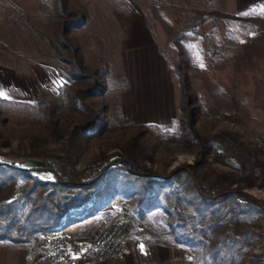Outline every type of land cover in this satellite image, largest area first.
Masks as SVG:
<instances>
[{
	"label": "rangeland",
	"instance_id": "374dc122",
	"mask_svg": "<svg viewBox=\"0 0 264 264\" xmlns=\"http://www.w3.org/2000/svg\"><path fill=\"white\" fill-rule=\"evenodd\" d=\"M90 111L97 122L77 136L79 168L131 150L168 176L197 159L204 194L228 187L264 202V2L240 10L234 0H0V161L20 165L35 153L51 163L42 155L66 153ZM118 177L105 206L80 213L86 227L114 211L143 246H167L169 264L264 263V213L227 211L200 230L192 208L181 217L167 203L150 206L132 177ZM33 183L0 188V201ZM181 219L195 230L192 246L178 235Z\"/></svg>",
	"mask_w": 264,
	"mask_h": 264
},
{
	"label": "trees",
	"instance_id": "16d2710c",
	"mask_svg": "<svg viewBox=\"0 0 264 264\" xmlns=\"http://www.w3.org/2000/svg\"><path fill=\"white\" fill-rule=\"evenodd\" d=\"M182 91L186 93L185 81L182 82ZM50 106L42 112L44 118L49 117ZM97 115L90 111L89 120L86 125L77 124L70 132L67 152L43 154L44 158L52 159L56 163L54 168L56 175L52 172V177H39L35 173H40L36 168H19L18 165L0 161V188L14 185L19 178H33L34 183L20 194H13L9 198L0 201V240L6 242L26 241V236L17 235V226L23 235L36 233L42 230L60 229L70 223L82 219L80 213H91L92 211L105 206L104 201L113 194H108L106 188L109 182L117 179L118 175L126 174L132 177L136 183L134 193L150 206L159 207V203L164 202L171 205L181 217V209H193V214L199 220L194 222V227L199 229L210 226L212 221L224 217L227 211L231 214L240 212L264 213V202L256 200L239 191L231 190L228 187L217 189L215 196L204 194L207 187L198 180L195 162L186 164V167H179L175 171L168 172V176L156 174L152 169L139 162L134 152L129 150L119 157L124 156L129 163L115 162L102 170L105 163V156L95 159L92 163L82 168L77 166L78 157L76 154V139L79 133H92L96 126ZM190 130L199 139L196 129L192 126V118L189 119ZM201 143L202 140H201ZM26 157H40L35 153L26 154ZM102 170V171H101ZM116 171L113 176L111 171ZM101 171V173H99ZM44 172V171H42ZM119 178V177H118ZM196 178L199 185L196 183ZM40 190H37V188ZM215 191V192H216ZM163 193V194H162ZM145 197V198H143ZM102 202V203H101ZM158 203V205H157ZM99 205V206H98ZM230 205V206H229ZM228 206V208H227ZM215 218V219H214ZM193 221V220H192ZM216 223V222H213ZM183 230L182 242L192 246L191 241L195 238L189 223L180 220ZM241 236L233 237L229 241L228 250L232 251V245L236 244ZM218 252L212 253V258ZM264 264V263H263Z\"/></svg>",
	"mask_w": 264,
	"mask_h": 264
},
{
	"label": "built area",
	"instance_id": "2783aa9c",
	"mask_svg": "<svg viewBox=\"0 0 264 264\" xmlns=\"http://www.w3.org/2000/svg\"><path fill=\"white\" fill-rule=\"evenodd\" d=\"M110 211L107 220L94 227L91 243L78 253L68 246V233L60 229L25 234L28 238L26 264H93L100 258H114L122 250L128 222Z\"/></svg>",
	"mask_w": 264,
	"mask_h": 264
},
{
	"label": "crops",
	"instance_id": "0c3cea01",
	"mask_svg": "<svg viewBox=\"0 0 264 264\" xmlns=\"http://www.w3.org/2000/svg\"><path fill=\"white\" fill-rule=\"evenodd\" d=\"M238 9H249L261 4L264 0H234ZM78 220L68 224V248L78 253L86 248L92 241L93 230L84 225V221ZM156 242V243H154ZM27 243L6 242L0 240V264H26ZM183 251L182 248H176ZM168 247H162L157 241H150L143 246L139 238L135 239L131 231L126 236L122 251L114 258H100L93 264H169L171 258L168 255ZM193 264V261L191 262Z\"/></svg>",
	"mask_w": 264,
	"mask_h": 264
},
{
	"label": "water",
	"instance_id": "95a60500",
	"mask_svg": "<svg viewBox=\"0 0 264 264\" xmlns=\"http://www.w3.org/2000/svg\"><path fill=\"white\" fill-rule=\"evenodd\" d=\"M125 161H126L125 157L116 158V159L111 160L107 164H105L104 168L113 162H125ZM13 164L17 165L18 162L15 161V162H13ZM53 166H54V162L50 163L46 160L34 158V157H28L25 160H23L20 163V165H18L19 168H23V169L24 168H36V169L50 170L56 175L57 173H56L55 169L53 168ZM127 167L130 168V165L127 164ZM205 194L208 195L207 193H205Z\"/></svg>",
	"mask_w": 264,
	"mask_h": 264
}]
</instances>
